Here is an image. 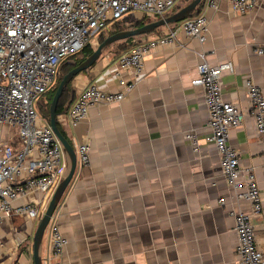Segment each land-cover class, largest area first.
Here are the masks:
<instances>
[{
    "label": "crops",
    "instance_id": "0c3cea01",
    "mask_svg": "<svg viewBox=\"0 0 264 264\" xmlns=\"http://www.w3.org/2000/svg\"><path fill=\"white\" fill-rule=\"evenodd\" d=\"M188 1L179 0L176 7ZM201 11L209 20L205 42L180 32L184 46L157 47L145 56L142 76L121 102L91 107L75 126L67 111L57 116L75 151L80 143L89 145L90 159L86 165L77 160L51 217L40 247L43 264H238L235 222L228 210L251 208L245 201L234 203L233 190L221 175L219 155L207 139L203 89L193 81L198 53L210 65H232V71L222 72V96L239 105L245 116L231 129L229 142L240 165L253 167L262 186L264 154L244 79L251 78L264 93V54L255 51L264 47V0L244 15L232 13L225 2L215 10L203 9L202 3L197 13ZM162 27L137 36L135 44L158 36ZM130 48L108 47L69 83L81 89L95 82L119 90L115 61ZM187 131L197 134V152L184 138ZM64 161L68 167L65 155ZM221 197L226 203H219ZM38 222L17 215L5 220L0 264H33L32 237ZM253 222L264 253L261 220L254 217ZM51 225L68 240L60 256L51 255Z\"/></svg>",
    "mask_w": 264,
    "mask_h": 264
},
{
    "label": "built area",
    "instance_id": "2783aa9c",
    "mask_svg": "<svg viewBox=\"0 0 264 264\" xmlns=\"http://www.w3.org/2000/svg\"><path fill=\"white\" fill-rule=\"evenodd\" d=\"M178 1L0 0V128L13 133L7 139L0 137V229L13 215L39 220L66 173L62 144L36 108L40 98L56 84L61 63L85 46L97 45L100 34L117 21L133 13L151 21L164 18ZM221 2L227 3L232 13L244 15L254 10L259 0H204L203 9L215 10ZM208 31V17L201 11L163 26L158 36L134 44L115 61L114 75L120 89L112 91L88 83L77 92L66 112L70 124L85 120L91 107L121 102L142 76L145 56L157 47L184 46L178 39L180 32L203 43ZM255 51L263 55L264 47ZM198 56L193 83L203 89L210 130L207 139L219 155L220 172L233 190L234 203L245 201L251 208L250 212L228 210L235 222L238 264H264L253 222L259 217L264 233V164L260 186L253 167L240 165L239 154L229 142L231 129L238 127L245 116L239 105L222 96V72L232 71V65H210L204 54ZM127 73L131 74L129 78ZM244 86L264 154V93L249 77L244 79ZM184 138L194 152L199 150L194 131H187ZM75 152L81 165L89 163L87 143L78 144ZM218 201L226 203L224 197ZM50 228L51 255L60 256L68 240L55 225Z\"/></svg>",
    "mask_w": 264,
    "mask_h": 264
},
{
    "label": "water",
    "instance_id": "95a60500",
    "mask_svg": "<svg viewBox=\"0 0 264 264\" xmlns=\"http://www.w3.org/2000/svg\"><path fill=\"white\" fill-rule=\"evenodd\" d=\"M202 2V0H189L184 6L179 8L178 10L174 11L173 13L165 16L164 18L156 19L153 21H149L147 23L141 24L137 27H131L129 29L120 30L115 33L107 35L101 42L97 43L95 49L92 51L91 54H89L83 61L80 63L73 62V66L70 70H68L63 77L60 79L58 86L53 94V97L51 99L50 105H49V117L48 122L49 125L57 137V139L60 141L63 147V151L65 156L68 158V167L66 170L65 175L62 177V179L57 184L48 204L45 209L44 214L39 219L38 225L36 227V230L34 232V235L32 237V258H33V264H43L42 258L40 254V247L42 243V239L44 236V233L48 227V224L51 220V217L65 191L68 184L70 183L76 169L77 165V156L76 152L73 148V146L70 144V142L66 139V137L61 133L59 126H58V119L56 116V108L58 105V101L60 98V95L66 85L80 72L88 69L91 65H93L100 55L103 53V51L112 43L125 40L129 37H135L140 36L144 34H150L154 30L171 24L178 21H181L189 16H191L196 7ZM71 102V101H70Z\"/></svg>",
    "mask_w": 264,
    "mask_h": 264
},
{
    "label": "trees",
    "instance_id": "16d2710c",
    "mask_svg": "<svg viewBox=\"0 0 264 264\" xmlns=\"http://www.w3.org/2000/svg\"><path fill=\"white\" fill-rule=\"evenodd\" d=\"M202 3H203V1H202V2L196 7L194 13H193L191 16L197 14L198 10H199L200 7L202 6ZM175 8H177V7H175ZM128 19H130V15H129ZM149 21H151L150 18H148V17H146V16H141V17H138V18H136V19H133L132 24L129 25L128 28H131V27H137V26H139V25H141V24H144V23H147V22H149ZM125 24H128V21H125V20L117 21V22L114 23L111 27H109L107 30L103 31V32L100 34V36L98 37V41L101 42V41H102L107 35H109V34L115 33V32L120 31V30H125V28H127V27H125V26H126ZM158 29H159V28H158ZM117 42H121V44H122V42H123L124 44L131 43L132 45H134V44L137 42V36H135V37H129V38L125 39V40H121V41H117ZM117 42H116V43H117ZM114 43H115V42H114ZM95 47H96V45H88V46H85L81 51H79L78 53L72 55V56H75V55H78L79 53H80V55H81V57H80L79 59L74 60V62L78 64V63H80L81 61H83V60H84L89 54L92 53V51L95 49ZM122 48H124V47H122ZM72 56H70V57H72ZM70 57H69V58H70ZM67 60H68V59H67ZM67 60L63 61V62L61 63V65H62V64H65V62H66ZM61 65H60V67H61ZM62 67H63V65H62ZM71 68H72V67H69L68 70H70ZM59 72H60V68H59ZM58 75H59V73H58ZM57 79H58V78H57ZM57 81H58V80H57ZM57 81H56L57 85L55 84L54 87L49 91V92H50V96H49V98H48L49 101L47 102L49 105H50L51 99H52V97H53V94H54V92H55V90H56V88H57V86H58L59 81H58V82H57ZM65 90H66V87L64 88V90L62 91V93H61V95H60V98H59V101H58V105H57V108H56V116H58V115L64 113V112L67 111V109H68L67 104H68V101L70 100V96H69V97L67 96V93H66ZM49 92H48V93H49ZM39 112H40V111H39ZM40 114H41V113H40ZM41 115H42V114H41ZM42 116H43V115H42ZM48 117H49V109H48V116H47V117H46V116H43V118H45V119L48 121ZM59 129H60V128H59ZM60 131H61V133L65 136L64 131L61 130V129H60ZM65 137H66V136H65Z\"/></svg>",
    "mask_w": 264,
    "mask_h": 264
},
{
    "label": "rangeland",
    "instance_id": "374dc122",
    "mask_svg": "<svg viewBox=\"0 0 264 264\" xmlns=\"http://www.w3.org/2000/svg\"><path fill=\"white\" fill-rule=\"evenodd\" d=\"M183 6V5H182ZM182 6H178L177 8H174L173 9V12L178 10L179 8H181ZM172 12V13H173ZM133 14H136L138 15L139 13H133ZM171 14V13H170ZM134 18L133 17H130V19H128V22H131ZM133 22V21H132ZM99 43V41H98ZM112 45V46H111ZM109 45L108 47H119L120 49L122 47H124L125 49L128 48V47H132L133 45L131 43H128V44H124L122 42H117V43H114V44H111ZM108 47L104 50L106 51L108 49ZM103 51V52H104ZM81 57L80 53L78 55H75V56H72L70 58H68V60L65 62V64H62L61 67H60V72H59V75H58V81H60V79L63 77V75L68 71L69 67H72L73 66V62L74 60L76 59H79ZM57 81V82H58ZM57 85V83H56ZM79 88L74 86V85H71V83H68L66 85V93H67V96L71 97V96H74L75 94H77V92L80 90H78ZM50 96V92L49 93H46L44 94L40 100L38 101V105H36V108H37V111H40V113L43 115V116H48V109H49V104L47 103L49 100ZM13 133L11 132V130L9 128H0V137L1 138H5L7 139V137H10L12 136ZM13 137V136H12ZM10 142H13V139H9Z\"/></svg>",
    "mask_w": 264,
    "mask_h": 264
}]
</instances>
